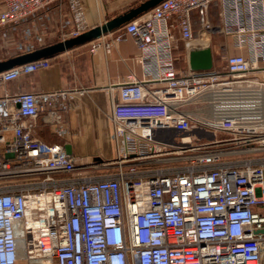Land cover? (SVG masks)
Listing matches in <instances>:
<instances>
[{"label": "built area", "instance_id": "obj_1", "mask_svg": "<svg viewBox=\"0 0 264 264\" xmlns=\"http://www.w3.org/2000/svg\"><path fill=\"white\" fill-rule=\"evenodd\" d=\"M63 1L0 0L13 57L40 48L29 22ZM69 24L62 41L82 33ZM197 25L233 37L222 70L176 69L173 31L190 49ZM121 30L147 74L118 86L104 173L32 132L41 115L65 132L67 92L6 89L52 57L0 73V264H264V81L248 79L264 72V0H165Z\"/></svg>", "mask_w": 264, "mask_h": 264}, {"label": "crops", "instance_id": "obj_2", "mask_svg": "<svg viewBox=\"0 0 264 264\" xmlns=\"http://www.w3.org/2000/svg\"><path fill=\"white\" fill-rule=\"evenodd\" d=\"M136 1L64 0L61 5H53L44 19L35 17L29 23L41 48L62 41L64 21L70 23V29L66 30L78 29L83 32L127 12ZM225 8V4H218L210 9L212 25L223 24ZM68 13L72 15L70 20L66 17ZM195 21L197 23V16ZM121 28L60 53L52 57L50 67L22 75L7 85L6 89L12 93L67 92L66 100H59L60 103L70 104L64 114L65 132H60L57 123L41 115L32 129L36 137L48 144L70 145L77 157L95 154L115 157L111 115L112 102L119 98L118 86L128 77L141 79L147 74V69L136 61L138 49L135 41L124 35ZM199 29L197 25V37L193 39L190 49L186 48L179 33L173 31L172 57L176 69H188L191 66V53L211 46L214 55L221 56L217 62L215 60V68L222 70L225 58L240 52L234 46L233 37ZM213 35L221 36L222 41L213 44ZM106 44H109V48H106ZM94 45L96 49L92 52Z\"/></svg>", "mask_w": 264, "mask_h": 264}, {"label": "water", "instance_id": "obj_3", "mask_svg": "<svg viewBox=\"0 0 264 264\" xmlns=\"http://www.w3.org/2000/svg\"><path fill=\"white\" fill-rule=\"evenodd\" d=\"M163 1L165 0H145L144 2L136 7L131 8L127 12L106 21L102 25L92 27L76 37H72L52 45L41 47L26 54L14 56L5 60H0V73L17 66L56 56L74 47L97 39L107 33L123 27L132 20L147 13ZM190 58L191 66L194 70L208 72L212 71L215 68V58L211 46H208L204 49L194 50L191 53ZM65 149L68 154H73L72 147L70 145H66Z\"/></svg>", "mask_w": 264, "mask_h": 264}, {"label": "rangeland", "instance_id": "obj_4", "mask_svg": "<svg viewBox=\"0 0 264 264\" xmlns=\"http://www.w3.org/2000/svg\"><path fill=\"white\" fill-rule=\"evenodd\" d=\"M144 1L145 0H137L133 7L138 6L139 4H141ZM71 16L72 15H70V13H68V15L66 17H68V20H70ZM7 31H8V34L0 32V60L9 59V58L13 57L14 54H16V49H15V45H13V41L15 43V41H19V39H20V35L17 31H12L11 29H8ZM195 37H197V35H195ZM222 39L223 38L221 36H218V35L212 36L213 44L220 43L222 41ZM219 56L220 55L217 56V54L214 55L216 62L218 61L217 59L221 58V56L220 57ZM253 77H255L258 80L264 81V74L252 72L248 79L254 80ZM262 89H264V88H262ZM197 128L198 127L196 125H193V129L190 133L191 137L192 136L195 137L197 135L195 133L197 131ZM174 136L176 137L177 140H180L181 138H183L185 136H189V135H186V134H176L175 135L174 134ZM230 137H231L230 135L223 133V132H219L216 134L217 140H226V139H229ZM207 140L208 139H205V137L203 139H198L197 137H195V141H197V142H205ZM257 155L259 156V154H257ZM260 155H264V153H260ZM81 158L83 159L84 164L89 165L91 167H96V168H93L94 170H92L94 175L106 172L105 168H103L102 165L112 159V158H109L103 154H95V155L90 156V157H81ZM239 159H240V156L238 154L229 157V160H232V161L239 160ZM177 162L178 161H172L170 166H177L178 165ZM19 264H28V263L25 260H20Z\"/></svg>", "mask_w": 264, "mask_h": 264}, {"label": "bare ground", "instance_id": "obj_5", "mask_svg": "<svg viewBox=\"0 0 264 264\" xmlns=\"http://www.w3.org/2000/svg\"><path fill=\"white\" fill-rule=\"evenodd\" d=\"M260 92H261L262 97H263V99H264V90L262 89V90H260Z\"/></svg>", "mask_w": 264, "mask_h": 264}]
</instances>
